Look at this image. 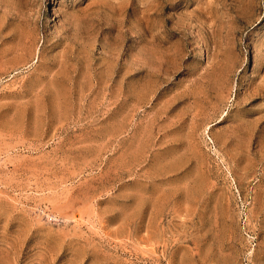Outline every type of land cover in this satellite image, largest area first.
<instances>
[{"label":"rangeland","instance_id":"rangeland-1","mask_svg":"<svg viewBox=\"0 0 264 264\" xmlns=\"http://www.w3.org/2000/svg\"><path fill=\"white\" fill-rule=\"evenodd\" d=\"M0 264H264V0H0Z\"/></svg>","mask_w":264,"mask_h":264}]
</instances>
